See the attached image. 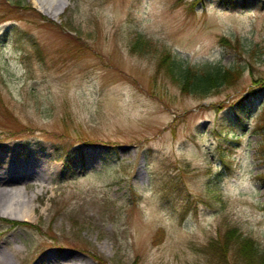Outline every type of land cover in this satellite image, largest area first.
<instances>
[{
	"label": "rangeland",
	"instance_id": "374dc122",
	"mask_svg": "<svg viewBox=\"0 0 264 264\" xmlns=\"http://www.w3.org/2000/svg\"><path fill=\"white\" fill-rule=\"evenodd\" d=\"M38 1L0 0V153L51 169L0 264H264V0Z\"/></svg>",
	"mask_w": 264,
	"mask_h": 264
},
{
	"label": "bare ground",
	"instance_id": "6f19581e",
	"mask_svg": "<svg viewBox=\"0 0 264 264\" xmlns=\"http://www.w3.org/2000/svg\"><path fill=\"white\" fill-rule=\"evenodd\" d=\"M48 2L50 1L46 2V0H39L38 3H36V6H40L42 12L45 15H48L54 19L67 6V0H64L60 3L58 9L55 12H51V5ZM8 158L9 157H7L5 154L0 153V216L12 220L29 222L31 221L32 217L31 214H29V204L31 200L25 195L20 197L10 196L18 195L16 186L20 183V181L17 182L18 179H16V177H20L22 179V184H26L31 181L35 183H43V180L47 179V175L50 173L51 169L49 164L43 163L38 159H33L19 165H14L10 163ZM3 196H7V198L10 200L6 201ZM35 199H37V196ZM5 232L6 230L0 231V246L1 244H5V240L3 239ZM19 253L20 252L18 250L13 252L15 256H19ZM4 262L5 261H1L2 264ZM79 263L80 262L70 260L66 264Z\"/></svg>",
	"mask_w": 264,
	"mask_h": 264
},
{
	"label": "trees",
	"instance_id": "16d2710c",
	"mask_svg": "<svg viewBox=\"0 0 264 264\" xmlns=\"http://www.w3.org/2000/svg\"><path fill=\"white\" fill-rule=\"evenodd\" d=\"M221 1H223V0H221ZM227 2H229V1L227 0ZM229 4H232V3H229ZM231 6L233 7V4ZM221 42H223V41L221 40ZM171 62L173 64H177L178 67L181 66V63L175 59L172 60ZM210 68H211L210 66H204V68H198V70H197V68L186 67L184 69V71L185 72L188 71V73L192 71L195 74L197 73V75L202 74L203 77L214 79V81L216 82L215 87H221L227 81H228V83H230V82L233 83V81L237 80L242 73L241 70H239V69L236 70V72H235L232 70H225V69L218 68V67H216V68L214 67L211 69ZM208 70H210V71H208ZM204 71H206V73H204ZM208 73H209V75H208ZM183 82H185V80L181 81L182 84H183ZM207 84H208L207 81L199 82L197 87L196 86L192 87L190 90L194 94L199 93V92H200V94H202L201 90H203V88L205 86H207ZM205 90H203V91H205ZM182 91L185 92L186 89L184 87H182ZM204 94H206V91L204 92ZM241 105H242V103H241ZM257 130H259V132H263V135H264V124L259 125L257 127ZM261 148L264 149V145ZM263 178H264V176H263ZM226 234H227V236H229V239L231 240V243L233 244V246L236 247V248H234L235 251H233V253H234V255L237 256L238 260H242V258L239 259V257H240L239 254L241 251L243 252V256H245V257H243V259H245L247 257L246 256L247 250H245V249L249 248V250L253 249V251L256 249L255 244L253 243V240L251 238H248V237H243L239 232H237V230H234V229L230 230ZM207 252H209L213 256V258L216 259V264H227V262H226L227 248H226V246H224L222 244L219 245L217 243V240H214L210 243V246H208V248H207ZM250 253L248 252V254H250Z\"/></svg>",
	"mask_w": 264,
	"mask_h": 264
}]
</instances>
